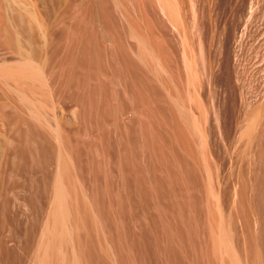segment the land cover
Listing matches in <instances>:
<instances>
[{"label": "rangeland", "instance_id": "rangeland-1", "mask_svg": "<svg viewBox=\"0 0 264 264\" xmlns=\"http://www.w3.org/2000/svg\"><path fill=\"white\" fill-rule=\"evenodd\" d=\"M43 49L0 264H264V0H65Z\"/></svg>", "mask_w": 264, "mask_h": 264}, {"label": "bare ground", "instance_id": "bare-ground-1", "mask_svg": "<svg viewBox=\"0 0 264 264\" xmlns=\"http://www.w3.org/2000/svg\"><path fill=\"white\" fill-rule=\"evenodd\" d=\"M64 2L0 0V158L9 140L7 129L20 117L15 105L32 112L48 87L43 47L51 34L53 12ZM58 175L53 189L57 197L65 198L64 174L59 170Z\"/></svg>", "mask_w": 264, "mask_h": 264}]
</instances>
